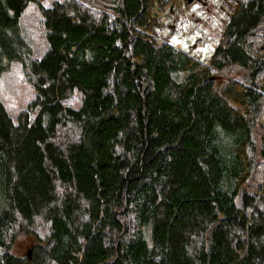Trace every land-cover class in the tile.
Masks as SVG:
<instances>
[{
  "label": "trees",
  "instance_id": "obj_1",
  "mask_svg": "<svg viewBox=\"0 0 264 264\" xmlns=\"http://www.w3.org/2000/svg\"><path fill=\"white\" fill-rule=\"evenodd\" d=\"M41 1L0 0V75L35 90L15 121L0 101V264H264V0L227 8L207 62L171 42L188 0L54 2L32 59Z\"/></svg>",
  "mask_w": 264,
  "mask_h": 264
},
{
  "label": "rangeland",
  "instance_id": "obj_2",
  "mask_svg": "<svg viewBox=\"0 0 264 264\" xmlns=\"http://www.w3.org/2000/svg\"><path fill=\"white\" fill-rule=\"evenodd\" d=\"M64 0H42L39 3H29L19 19V29L22 39L31 47V58L39 59L47 49L46 30L42 24L41 8H49L54 2ZM186 0H182L185 4ZM222 1L213 0L206 6L192 4L190 8L183 12L180 21L183 26L186 25V35L177 34L171 42L177 49H194L192 54L200 59L201 62H207L214 47L223 24L227 20L228 9L223 8ZM169 6H165L163 12L159 11L158 4L154 6L151 13L160 17L163 24L168 23L167 11ZM166 29L163 30V33ZM259 43V42H257ZM228 78L226 76H222ZM35 97V90L27 75L26 68L22 63L12 62L8 70L0 75V101L6 112L13 121L18 114L25 110L28 103ZM62 104L73 109H79L82 104V95L75 90L72 95L64 99ZM264 124V113L262 116ZM17 230V229H16ZM34 237L18 234L13 244L12 253L21 256L27 253Z\"/></svg>",
  "mask_w": 264,
  "mask_h": 264
},
{
  "label": "flooded vegetation",
  "instance_id": "obj_3",
  "mask_svg": "<svg viewBox=\"0 0 264 264\" xmlns=\"http://www.w3.org/2000/svg\"><path fill=\"white\" fill-rule=\"evenodd\" d=\"M213 0H190V2L188 3H194V4H198V5H203L206 6L209 2H212ZM218 1V0H215ZM222 1V5H219L218 7L223 8V5H225L227 8L229 6H232L234 8V6H237L240 4V0H221ZM228 15V13L226 14Z\"/></svg>",
  "mask_w": 264,
  "mask_h": 264
},
{
  "label": "water",
  "instance_id": "obj_4",
  "mask_svg": "<svg viewBox=\"0 0 264 264\" xmlns=\"http://www.w3.org/2000/svg\"><path fill=\"white\" fill-rule=\"evenodd\" d=\"M188 2H190V0H188Z\"/></svg>",
  "mask_w": 264,
  "mask_h": 264
}]
</instances>
